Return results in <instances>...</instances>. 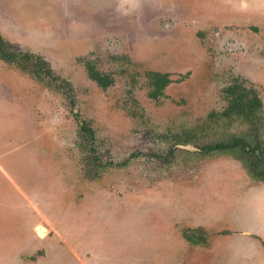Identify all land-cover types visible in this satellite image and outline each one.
I'll return each instance as SVG.
<instances>
[{
  "label": "rangeland",
  "instance_id": "374dc122",
  "mask_svg": "<svg viewBox=\"0 0 264 264\" xmlns=\"http://www.w3.org/2000/svg\"><path fill=\"white\" fill-rule=\"evenodd\" d=\"M0 36L39 77L0 59V264L55 237L77 264H264V182L202 151L258 142L264 170V0H0ZM148 72L170 79L156 100ZM234 84L252 119L222 114Z\"/></svg>",
  "mask_w": 264,
  "mask_h": 264
},
{
  "label": "trees",
  "instance_id": "16d2710c",
  "mask_svg": "<svg viewBox=\"0 0 264 264\" xmlns=\"http://www.w3.org/2000/svg\"><path fill=\"white\" fill-rule=\"evenodd\" d=\"M7 44L0 36V59L5 62L14 63L21 69V71H26L31 73L35 78L38 77V72L34 73L31 71L26 64H30L33 62L35 65L38 63V58H33L30 55L23 54L17 57L18 54L15 52H7L6 51ZM18 58L26 60V63H19ZM32 63V64H33ZM86 72L88 78L96 83L98 87L101 89H106L112 84V79L107 74H101L94 69V67L90 64H85ZM48 73V72H47ZM147 76L149 78V83L151 86V91L148 94V97L156 100L158 97L162 96L164 89L170 83V79L168 74H159L148 72ZM244 91H248L240 85L234 84L224 89L225 95L227 96V110L222 114L228 115L230 111H236L238 117L243 120L252 119V114L254 111L261 106L260 99L256 94L247 95L242 93ZM79 132L81 134H87L90 138H93V131L87 127L86 123H82L78 125ZM204 153H228L231 154L235 159H237L241 165L247 171V175L251 178H254L260 182H264V170L260 169L262 164V159L258 154L261 151L260 144L256 142L254 146L250 145L243 139H233L229 142H217L213 145H208L202 148ZM184 240H186L191 245H199L203 241L202 238H196L198 242L195 240V236H190L182 233L181 236ZM264 247V243L262 244ZM34 259V258H33Z\"/></svg>",
  "mask_w": 264,
  "mask_h": 264
},
{
  "label": "flooded vegetation",
  "instance_id": "af4514ba",
  "mask_svg": "<svg viewBox=\"0 0 264 264\" xmlns=\"http://www.w3.org/2000/svg\"><path fill=\"white\" fill-rule=\"evenodd\" d=\"M80 124L79 125H81L82 124V122H79ZM91 129V128H90ZM21 187H23L26 191H25V193H26V195H28V189H26L25 188V186L23 185V182H22V186ZM28 197V196H27ZM36 226V225H35ZM34 226V227H35ZM43 226V225H42ZM34 227H33V229H34ZM43 227H45V226H43ZM45 229L47 230V228L45 227ZM49 230V229H48ZM34 235H35V237L37 238V239H39V240H41V241H45L44 239H47L48 238V236L47 235H49L48 233L49 232H47V234L45 235V237H43V236H41L40 238H38V236L34 233V231L32 232ZM43 237V238H42ZM71 239V238H70ZM58 240V238H54V241L52 242L53 244H52V246L51 247H49V249L50 250H48L47 251V253H45V249H44V251H42L43 252V256H45V257H40L39 255H38V252H36L35 254H37V255H32V256H29V254H27V257H30V258H27V259H23L24 261H28V263L29 264H35L36 263V261H37V259H39V258H45L44 260H42V262H43V264H46V263H55V264H65V262H66V258H67V249H63V248H59L56 244V241ZM52 240H50V241H48V242H51ZM44 243V242H43ZM47 243V242H46ZM70 244V243H69ZM71 245H72V242H71ZM44 246H45V244H44ZM60 246V245H59ZM61 247V246H60ZM72 248H73V246H72ZM58 249H60L59 250V252H56V250H58ZM74 249V248H73ZM75 250V249H74ZM90 255V254H89ZM34 256V257H33ZM37 257H39V258H37ZM23 258H24V256H23ZM34 258V259H33ZM89 260H92V262L94 261L95 262V258L94 259H92V257L91 256H89V257H87ZM31 260H33V261H31ZM31 261V262H30ZM58 261H61L62 263H58Z\"/></svg>",
  "mask_w": 264,
  "mask_h": 264
},
{
  "label": "crops",
  "instance_id": "0c3cea01",
  "mask_svg": "<svg viewBox=\"0 0 264 264\" xmlns=\"http://www.w3.org/2000/svg\"><path fill=\"white\" fill-rule=\"evenodd\" d=\"M3 172V171H2ZM1 173V172H0ZM4 173V172H3ZM2 175V174H1ZM2 178H4L5 179V177L6 176H1ZM5 182H6V180H4ZM7 183V182H6ZM14 185L11 183L10 184V186H9V188L7 189V195L9 194V196H10V199L12 198V196L14 197L15 196V192H14V187H13ZM17 191V193H18V195L20 196V198L19 199H22V197L23 198H25L26 197V193H25V191H23V187H21V188H19L18 190H16ZM12 194V195H11ZM24 195H25V197H24ZM23 201V200H22ZM47 232H49V230L47 229ZM4 236H5V234L3 233V235H2V238L0 237V240L1 239H3L2 241H3V243H5V245H6V247H7V240H5V238H4ZM34 237H35V235H34ZM35 240H36V242H38V243H43L41 240H39V239H37V238H35ZM6 241V242H5ZM199 246V245H198ZM197 245H196V247H198ZM72 250V249H71ZM38 251V249L37 250H35L34 251V254L36 253ZM31 254H32V252H30ZM33 254V255H34ZM20 256H26V254H20ZM76 257V258H75ZM78 258H77V256H76V254H75V252L72 250L71 252H69V250H67V258H66V262H65V264L67 263V261H70L72 264H77L78 262L76 261ZM220 260V259H219ZM219 260H216V262H219ZM86 261H88V258L86 259ZM88 262H90V261H88ZM18 263V262H17ZM19 264H21V263H19ZM64 264V263H63ZM216 264V263H215Z\"/></svg>",
  "mask_w": 264,
  "mask_h": 264
},
{
  "label": "water",
  "instance_id": "95a60500",
  "mask_svg": "<svg viewBox=\"0 0 264 264\" xmlns=\"http://www.w3.org/2000/svg\"><path fill=\"white\" fill-rule=\"evenodd\" d=\"M182 148H184V149H186V150H191V148L190 147H182ZM33 231H34V233L38 236V238H40L42 235V231H46V233L43 235V237H45V235L47 234V230L45 229V227H43L42 225H40V224H37L35 227H34V229H33ZM42 237V238H43Z\"/></svg>",
  "mask_w": 264,
  "mask_h": 264
},
{
  "label": "bare ground",
  "instance_id": "6f19581e",
  "mask_svg": "<svg viewBox=\"0 0 264 264\" xmlns=\"http://www.w3.org/2000/svg\"><path fill=\"white\" fill-rule=\"evenodd\" d=\"M45 233H46V231H45V232H44V231H42V234H41V235L43 236Z\"/></svg>",
  "mask_w": 264,
  "mask_h": 264
}]
</instances>
